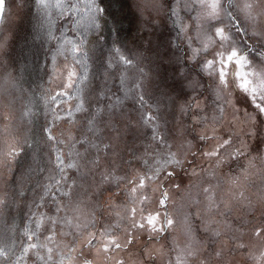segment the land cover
<instances>
[{"label":"snow or ice","instance_id":"6c2138e0","mask_svg":"<svg viewBox=\"0 0 264 264\" xmlns=\"http://www.w3.org/2000/svg\"><path fill=\"white\" fill-rule=\"evenodd\" d=\"M14 4L51 55V121L23 134L0 0V264H264V0Z\"/></svg>","mask_w":264,"mask_h":264},{"label":"rangeland","instance_id":"374dc122","mask_svg":"<svg viewBox=\"0 0 264 264\" xmlns=\"http://www.w3.org/2000/svg\"><path fill=\"white\" fill-rule=\"evenodd\" d=\"M7 3L9 7L6 8V11H11L16 13L14 17L16 23L10 26L12 27L13 31L17 33L18 39L14 47L10 50V57L6 59L5 67L9 72L16 75L19 83L24 87L23 96L17 94V100H16L17 113L21 112L22 110L25 109V107H27L28 109L31 110L32 113L35 114L30 119L24 118L23 120L20 121V126L23 131V134L29 135V131L31 128L35 127L36 125L48 124L51 121V117L47 115V107L45 105L44 99L42 98L43 94L48 88V83H47L48 76L46 75V71L50 73L52 70V66L49 63L51 59V55L47 53V46H45L43 49L35 45L32 46V49H30V47H27V45H29L31 42L30 37H28L27 43L25 42L24 39V36L26 34L25 30L29 27L30 24L29 18L27 16V10L16 9L14 0H7ZM7 23L8 22L6 21V24ZM32 23H34V21H32ZM137 25L138 22L133 23L132 28L134 29V31ZM125 27H127V24H125ZM133 33L134 32L130 34L127 43L128 44L132 43L135 48L137 44L143 43V40L141 39L142 36L141 33L139 35L135 33V40L133 43L132 41ZM151 39L153 40L152 51H155L156 48L159 47V50L163 52L164 51L163 46L166 45L168 40V32L166 28L163 26V24L157 30L156 34L151 37ZM149 55H152V53H149ZM29 58H32L34 62L36 59L38 72L36 71L31 72L27 68H24V65L26 64L25 61L28 60ZM99 68L100 67L98 66V69ZM168 71L170 72L171 69H169ZM26 91L29 93V95L31 92L35 91L34 95L29 96L28 101H26V97L28 96ZM136 118H137V114L133 113L132 119L135 120ZM63 127H67V125H63ZM58 134L59 132L57 131V135ZM139 142L140 141H138L137 143L139 144ZM119 151L126 159L127 158L126 142L124 141L120 142ZM7 175L8 174L6 173L5 176ZM250 190L252 192L264 190V181H262L260 178H255V183ZM27 195H28L29 203H31L33 198L38 199V193L36 192H30L27 193ZM46 210L47 209H45V211ZM16 211L21 212L19 208H14L12 213H15ZM23 212L26 217L28 213V209L27 208L23 209ZM248 219L251 221L252 228L256 226H264V217L261 216L260 212H257L254 217H248ZM250 231L251 229L249 230V235L245 237V240L246 242L256 243V241L251 238ZM231 259H232V264H247L246 257L239 252L235 253ZM157 264H160V261H157Z\"/></svg>","mask_w":264,"mask_h":264},{"label":"trees","instance_id":"16d2710c","mask_svg":"<svg viewBox=\"0 0 264 264\" xmlns=\"http://www.w3.org/2000/svg\"><path fill=\"white\" fill-rule=\"evenodd\" d=\"M131 18V17H130ZM133 23H135V22H133ZM127 24V23H126ZM127 27H128V25H127ZM134 28H135V26H134ZM132 32H134L133 33V37H135V33L137 34V35H139L140 33L138 32V25L136 26V28H135V31H134V29L132 30ZM105 35L107 36L108 34H107V32L105 33ZM30 38H31V36H29ZM112 39H115L116 37H115V35L113 34V36L111 37ZM133 41V43H134V40H132ZM38 44H39V42L38 41H33L32 40V38H31V42H30V44L29 45H27V47H30V49H32V46H38ZM128 44V43H127ZM128 47L129 48H134V45L132 44V43H130V44H128ZM26 62V64L24 65V68H27L29 71H31V72H38V70H37V65H36V59H35V62H34V60H32V58H29L28 60H26L25 61ZM34 62V63H33ZM98 64L95 66V70H96V72L97 73H99V72H101V71H103V69L102 68H99L98 69ZM27 89V88H26ZM27 92V91H26ZM27 94H28V96L26 97V101H28V98H29V96H31V95H34L35 94V91L34 92H31L30 93V95H29V93L27 92ZM32 97H34V96H32ZM30 99H31V97H30ZM135 113V112H134ZM29 135H30V131H29ZM22 214L24 215V212H22ZM11 216L13 217V218H15V223L19 226L20 225V220H21V212H15V213H11ZM25 216V215H24ZM0 224H3V222L2 221H0Z\"/></svg>","mask_w":264,"mask_h":264}]
</instances>
